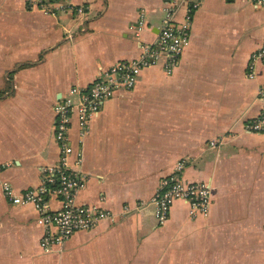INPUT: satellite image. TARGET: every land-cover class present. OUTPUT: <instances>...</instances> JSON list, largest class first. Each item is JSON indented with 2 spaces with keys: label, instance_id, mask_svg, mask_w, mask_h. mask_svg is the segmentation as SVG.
<instances>
[{
  "label": "crops",
  "instance_id": "obj_1",
  "mask_svg": "<svg viewBox=\"0 0 264 264\" xmlns=\"http://www.w3.org/2000/svg\"><path fill=\"white\" fill-rule=\"evenodd\" d=\"M72 1L87 7L52 14L0 0V264H264V132L245 129L264 107V62L247 76L264 44V5ZM169 10L172 23L189 21L171 70L163 60L141 69L134 87L102 102L81 142L73 115L70 163L80 150L85 175L76 201L113 218L44 251L36 207L10 201L3 183L16 191L40 183L42 168L59 159L54 104L139 55ZM181 161L185 180L211 185L209 208L192 212L176 199L159 224L152 197ZM48 201L59 206L56 196Z\"/></svg>",
  "mask_w": 264,
  "mask_h": 264
},
{
  "label": "built area",
  "instance_id": "obj_2",
  "mask_svg": "<svg viewBox=\"0 0 264 264\" xmlns=\"http://www.w3.org/2000/svg\"><path fill=\"white\" fill-rule=\"evenodd\" d=\"M249 1L255 5L264 4V0ZM25 3L28 9L52 14L73 10L81 12L87 7L72 0H25ZM188 38L189 21L172 23L169 10L157 38L153 42L143 44L139 55L117 61L102 69L88 86L73 85L69 89V94L54 104L53 135L59 146L58 162L42 168L41 181L38 185L16 191L10 183H3L4 194L10 201L32 203L36 207L39 213L38 222L42 225L39 245L44 251L61 249L62 244L73 232L90 229L102 220L113 218L111 211L106 208L76 201L77 190L84 184L85 175L81 171L80 150L73 163H70L69 157L74 148L70 138L73 115L75 114L77 118L81 142L89 129L91 116L99 111L106 98L120 90L134 87L141 69L146 66L163 60L166 70L170 71ZM257 62H264V44L250 54L247 76H255ZM258 93L264 98V86L259 87ZM71 94H77V99L74 100ZM245 129L264 132V107L258 115L245 123ZM182 167L181 161L170 174L163 177L152 197L154 214L159 224L166 220L170 206L176 199L188 201L192 212L206 213L209 208L211 185L205 180H185L181 174ZM50 196L59 199L58 207L50 206L48 201Z\"/></svg>",
  "mask_w": 264,
  "mask_h": 264
},
{
  "label": "rangeland",
  "instance_id": "obj_3",
  "mask_svg": "<svg viewBox=\"0 0 264 264\" xmlns=\"http://www.w3.org/2000/svg\"><path fill=\"white\" fill-rule=\"evenodd\" d=\"M249 1V0H248ZM249 2H251V1H249ZM252 3V2H251ZM254 4V3H253ZM264 5V4H263Z\"/></svg>",
  "mask_w": 264,
  "mask_h": 264
}]
</instances>
